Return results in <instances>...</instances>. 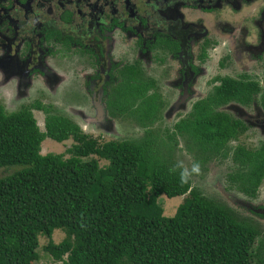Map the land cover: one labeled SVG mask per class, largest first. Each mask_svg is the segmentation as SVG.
Listing matches in <instances>:
<instances>
[{"label": "trees", "instance_id": "trees-1", "mask_svg": "<svg viewBox=\"0 0 264 264\" xmlns=\"http://www.w3.org/2000/svg\"><path fill=\"white\" fill-rule=\"evenodd\" d=\"M127 73L119 94L108 102L121 115L127 113L131 91H147L135 73ZM135 82L139 87L133 90ZM259 90L247 78L222 80L165 139L176 144L182 138L198 169L226 159L228 144L247 126L218 109L257 101L264 110V88L257 98ZM159 107L154 97H145L129 113L146 129L139 141L100 145L74 122L40 105L36 110L46 113L44 131L30 109L7 113L0 105V168L19 167L0 179V264H34L38 236L50 238L56 230H63L65 239L45 249L55 264H264V237L258 230L193 188L189 176L194 171L183 179L170 147L148 129ZM45 139H72L66 151L70 157L42 155ZM91 156L107 165L100 167ZM231 160L235 172L229 182L238 192L255 196L264 179V144L254 153L237 146ZM162 196L183 197L174 216L163 214Z\"/></svg>", "mask_w": 264, "mask_h": 264}, {"label": "flooded vegetation", "instance_id": "flooded-vegetation-1", "mask_svg": "<svg viewBox=\"0 0 264 264\" xmlns=\"http://www.w3.org/2000/svg\"><path fill=\"white\" fill-rule=\"evenodd\" d=\"M222 38L230 49L215 66L210 50ZM74 67L83 70L78 73ZM143 67L150 69L147 81L141 79ZM205 67H248L254 74L264 67V0H0V79L5 78L2 81L13 92L5 96L7 102H21L16 111L44 112L36 110V105L46 109L38 101L39 91L45 97L56 92L53 80L61 72L73 78V84L78 80L76 74L80 78L88 74L86 84L96 111L124 117L127 113L121 115L108 102L119 94L122 75L133 72L147 84L146 97H154L160 104L150 127L164 105L155 90L167 91V101L179 98L176 104L182 106L196 90ZM224 79L233 78L229 74L215 78L211 93L193 103L187 118ZM253 82L259 85V98L264 79ZM138 84L132 83V87ZM30 99L33 105H27ZM255 104L261 115L238 119L247 126L246 131L258 130L257 139L262 142L253 149L244 147L253 153L264 144V110L257 101L239 104ZM263 182L255 196L239 192L246 201L237 202L241 206L237 209L264 216V204L258 197ZM245 223L254 227L250 220Z\"/></svg>", "mask_w": 264, "mask_h": 264}, {"label": "rangeland", "instance_id": "rangeland-1", "mask_svg": "<svg viewBox=\"0 0 264 264\" xmlns=\"http://www.w3.org/2000/svg\"><path fill=\"white\" fill-rule=\"evenodd\" d=\"M251 41V40H249ZM224 42V48L221 46ZM252 42V41H251ZM252 45H256L255 42ZM230 49L229 43L227 46V40L222 38L220 43L212 46L210 50L213 55L212 60L216 66L219 58L228 52ZM78 73H81L83 67H74ZM255 68V67H254ZM206 72H204L200 77V83L196 86V90L192 91V96L188 99L184 105L179 106L176 104L179 98L173 101H167L168 94L167 91L162 90L157 92L164 101L163 109L159 112L158 119L150 125L148 128L153 132L158 139L166 143L171 151H169L170 157L174 163H176L184 172L187 170L188 174L193 171V155L186 151L184 140L180 137L176 138V144L173 141L165 139L167 133L173 132V125L181 119L188 117L191 106L194 102L204 99L211 93L212 85L216 80L215 78L228 77V74L233 79H240L242 76H246L248 80L261 82L264 79V67H258L257 73H252L248 67H205ZM80 70V71H79ZM149 67H143L142 80L147 81ZM3 73V72H1ZM78 80L73 84V78H68L64 73L61 72L54 78L53 82L56 88V92H53L50 96L45 97L42 92L39 91L40 96L38 97L41 104L47 109L48 113L55 116H63L71 119L73 122L78 123L82 131L97 140L98 144L102 145L109 141H139L145 133V129L139 126L132 114L134 113L139 102L148 93L143 95L139 91V85L133 86V90L138 88L137 92H130L129 104L124 107L127 111V115L124 117L116 116L112 118L106 111H96L94 103L89 94V88L87 87L86 80L88 74H84L80 78V74H76ZM5 78H2V80ZM0 79V104L4 106L7 113L16 111L21 102H12L11 105L9 100L7 102V94L13 93L8 85V83L3 82ZM157 87L159 84V79L155 81ZM15 91V88L14 90ZM152 90L149 92V94ZM4 97V98H3ZM13 101V100H12ZM9 103V104H8ZM32 100H29L28 104H32ZM33 105V104H32ZM223 112L228 114L233 119H242L243 115H248L249 117H255L260 114V109L258 106L253 105L250 107L240 106L237 103H231L221 109ZM88 111V114L85 113ZM132 113L129 115V113ZM32 114L37 122V125L41 131H44V118L46 116L45 112H39L32 110ZM80 116L85 121L80 119ZM89 122V123H88ZM77 124V125H78ZM258 130H248L245 133L239 135L237 141L228 144V155L224 160L213 161L208 164L206 169H198L194 173H191L189 178L193 188L197 189L204 197L228 206L234 209L237 213V217L240 220H250L254 227L259 230L260 235L264 233V216L258 215L254 216L244 211L240 208L237 202L246 201L244 197L235 189L233 185L228 180V177L235 172V166L232 162V151L237 146H242L245 148L253 149L258 146L262 140H258ZM170 143V144H169ZM73 145V140L69 139L62 143H57L50 139H45L41 144V154L46 155L61 154L64 159L70 156L66 153ZM88 159H95L98 161L100 167L107 165V162L99 159L96 156H91ZM19 170L18 166H7L0 168V179L9 176ZM258 197L262 198L261 203L264 204V182L260 187ZM183 197H176L169 199L165 196L159 198L158 203L163 209V214L167 217L174 216L178 206L182 203ZM256 223V225L253 223ZM261 236H264L263 234ZM65 239V232L63 230H56L49 238L45 234H40L38 236L39 247L37 249L38 260L34 264H55V261L51 256L45 251L46 247L52 242L53 244H59Z\"/></svg>", "mask_w": 264, "mask_h": 264}, {"label": "clouds", "instance_id": "clouds-1", "mask_svg": "<svg viewBox=\"0 0 264 264\" xmlns=\"http://www.w3.org/2000/svg\"><path fill=\"white\" fill-rule=\"evenodd\" d=\"M193 171L194 172L195 171H198V168H193ZM182 176H183V179L187 180V178H188V172H187V170H185V172L182 174Z\"/></svg>", "mask_w": 264, "mask_h": 264}]
</instances>
